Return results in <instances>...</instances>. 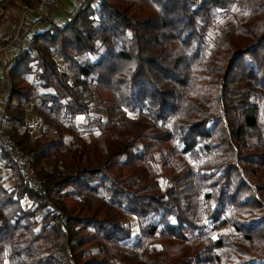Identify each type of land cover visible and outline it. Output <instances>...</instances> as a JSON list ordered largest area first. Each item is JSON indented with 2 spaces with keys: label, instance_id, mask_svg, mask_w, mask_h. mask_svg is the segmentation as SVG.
Returning a JSON list of instances; mask_svg holds the SVG:
<instances>
[{
  "label": "trees",
  "instance_id": "1",
  "mask_svg": "<svg viewBox=\"0 0 264 264\" xmlns=\"http://www.w3.org/2000/svg\"><path fill=\"white\" fill-rule=\"evenodd\" d=\"M94 1L9 66L0 264H264V0Z\"/></svg>",
  "mask_w": 264,
  "mask_h": 264
},
{
  "label": "crops",
  "instance_id": "2",
  "mask_svg": "<svg viewBox=\"0 0 264 264\" xmlns=\"http://www.w3.org/2000/svg\"><path fill=\"white\" fill-rule=\"evenodd\" d=\"M84 1L58 0L57 5L46 16L29 18L27 23L21 26L18 38L14 40L23 10L26 7L19 0H8L5 9L0 12V46L10 45V47L0 52V68L7 67L9 69L10 64L18 56V49L28 48L33 32L47 29L56 19L64 23Z\"/></svg>",
  "mask_w": 264,
  "mask_h": 264
},
{
  "label": "built area",
  "instance_id": "3",
  "mask_svg": "<svg viewBox=\"0 0 264 264\" xmlns=\"http://www.w3.org/2000/svg\"><path fill=\"white\" fill-rule=\"evenodd\" d=\"M58 0H39L35 7L25 9L16 30L14 40L18 38V33L22 25H25L29 18H40L46 16L47 13L57 5ZM55 25H60L63 22L56 19L52 22ZM10 45L0 46V52L9 48ZM25 49H18L20 55ZM11 91V86L8 83V68H0V150L4 151L10 161L17 167L22 179L26 185L34 192H42V181L35 172L29 154L22 151L14 141L10 130L11 124L7 119L5 107L2 104L4 98Z\"/></svg>",
  "mask_w": 264,
  "mask_h": 264
},
{
  "label": "rangeland",
  "instance_id": "4",
  "mask_svg": "<svg viewBox=\"0 0 264 264\" xmlns=\"http://www.w3.org/2000/svg\"><path fill=\"white\" fill-rule=\"evenodd\" d=\"M38 1L39 0H30V7H28V8L26 7L25 9H31V8L35 7V5L37 4ZM97 1L98 0H95L93 5H96V2ZM236 14H237L236 11H233V14L230 17L233 19L236 16ZM18 56H16V58ZM89 59L90 60H93L94 57L91 56V57H89ZM55 60L58 63L60 70H63V71H66L67 70L66 65L59 58H55ZM32 68H33V73L28 76V81L36 84V86H37V84H38V77H37L36 69H35L34 65H33ZM37 88L40 90V88L38 86H37ZM35 104H38V100H33L29 104H27L25 106V110H26V114H27V124H28V127H29L31 133L35 137L38 136V135H40L43 131L48 132V133H53V130H49V128L47 126H44L42 124L41 120L37 117L36 112L33 109V106ZM91 115L93 117H95V118H100L103 121H105V119H106V114H105V111L104 110H93L92 113H91ZM81 121H82V117H77L76 120L74 121V124H75L74 126L76 128V133L77 134H81L85 138L86 141H89V140H91L93 137H95L97 135V131H94L93 130V131H90V132H83V129L80 128V127H78L79 126V123ZM10 124H11V126H13V122H10ZM64 126L65 127H68V125H66V124H64ZM11 130H10V133L12 135ZM71 137H72L71 135H68V134L66 135L67 140H70ZM0 167H1V163H0ZM3 172H4V174H6V176L9 175V172L7 170H5ZM159 183L163 187H165V182L162 179H159ZM10 184H12V181L9 179L6 182V185L9 186ZM131 228H132V231L134 233H137V224H136V220L135 219L132 220ZM114 264H119V263L118 262H115Z\"/></svg>",
  "mask_w": 264,
  "mask_h": 264
}]
</instances>
